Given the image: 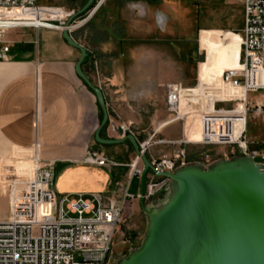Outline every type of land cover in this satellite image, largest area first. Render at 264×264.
<instances>
[{
	"label": "crops",
	"instance_id": "crops-1",
	"mask_svg": "<svg viewBox=\"0 0 264 264\" xmlns=\"http://www.w3.org/2000/svg\"><path fill=\"white\" fill-rule=\"evenodd\" d=\"M37 3L39 6L54 7L39 0ZM147 3L150 5L153 1ZM135 4L128 0H99L92 17L70 30L72 39L87 53L81 64L82 72L94 86L100 88L109 108L114 106L120 94H128L132 98L133 91L128 88L132 87L134 74L132 69L125 72L121 68L122 63L136 59L139 62L140 82L148 88V64L159 55L155 49L150 50L148 44L145 45L149 38V30L144 27L147 8ZM136 6L143 8L144 15H139ZM135 32L141 38L139 47L133 46ZM61 35L62 30L57 29L20 28L7 31L0 39V49L8 47L5 58L0 60V158H16L23 154L29 156L32 144L36 142L41 160L54 167V189L58 194L75 196L97 193L105 202L117 203L127 189L128 172L124 167H98L88 161V151L104 153L103 148L94 145L100 124L99 107L94 94L75 73L79 52L69 47ZM239 44L238 34L235 41L227 42L236 63L226 70L239 67ZM223 72L215 75L198 71L199 84L195 86L194 99L179 101L185 116L194 114L193 104H203L198 97L202 87H219ZM122 81L126 83L124 89L120 86ZM231 95L218 94L226 98L233 97ZM169 124L165 123L159 129ZM240 128L241 124L237 122L234 125L236 135ZM100 135L105 139L121 138L117 123L111 120ZM183 137L191 136L184 134ZM116 149L126 155L127 145H118ZM29 166L27 160H21L14 170L18 175L26 174ZM0 171V222H3L8 219L9 213L10 171L6 176L4 169ZM134 179L138 177L132 181ZM138 194L132 195L133 199L125 200L121 196L122 203L130 205L137 200Z\"/></svg>",
	"mask_w": 264,
	"mask_h": 264
},
{
	"label": "built area",
	"instance_id": "built-area-1",
	"mask_svg": "<svg viewBox=\"0 0 264 264\" xmlns=\"http://www.w3.org/2000/svg\"><path fill=\"white\" fill-rule=\"evenodd\" d=\"M136 9L139 15L144 13L140 6ZM94 12L93 8L75 18L69 31L86 23ZM74 14L60 8L39 6L37 0H0V39L9 30L44 28L32 24L36 18L52 25L45 29L63 30ZM162 17L163 14H158L155 20L160 21ZM165 24L166 19L163 30ZM156 25L160 28L158 23ZM238 35L239 67L224 71L219 87L205 85L198 93L204 106L199 112L200 135L196 144L236 146L247 155L243 138L248 114L252 111L257 116L264 115V0H243V25ZM7 52L8 47L0 49V60ZM183 89L178 82L166 85L165 105L169 113H178ZM218 92H230L233 97H219ZM250 93L261 94V99L250 101ZM193 106L198 107L197 104ZM237 122L241 124L238 135L234 132ZM118 133L122 137L131 135L124 126ZM167 143H178L182 147L181 144H186L185 141ZM138 144L144 154L149 143ZM38 149L39 144L33 143L32 152L26 157L30 163L26 174L18 175L13 168L8 178L9 213L8 219L0 222V264H106L123 205L111 202L106 206L97 193L58 194L54 189V167L41 160ZM250 157H256V153ZM138 160L136 157L131 165L129 181L140 176L141 171L136 169ZM88 161L98 167L117 166L95 152H88ZM150 164L153 171L147 175L145 196L169 182L161 174L174 172L185 164V149H180L171 160H152ZM126 198L134 197L126 190L123 200Z\"/></svg>",
	"mask_w": 264,
	"mask_h": 264
},
{
	"label": "rangeland",
	"instance_id": "rangeland-1",
	"mask_svg": "<svg viewBox=\"0 0 264 264\" xmlns=\"http://www.w3.org/2000/svg\"><path fill=\"white\" fill-rule=\"evenodd\" d=\"M98 1L95 0L89 10L93 9ZM128 1L139 3L143 8H147L144 27L149 30V38L148 41H145V45L148 44L149 49H155L159 55L158 58L154 56L157 59L151 60L148 64V88L140 82L141 74L137 67L139 62L136 59L127 64L122 63L121 68L125 72L132 69L134 74L133 81L131 80L132 87L128 88L129 91H133L131 93L132 98L128 94H120V97H116L114 106L109 108L106 105L108 119L101 129V134L110 124V120L117 123V131L121 126L128 128L138 143H149L144 155L150 162L160 159L171 160L182 148L185 149V164L198 162L206 167L220 159L227 160L236 156L250 157L252 153H256V157H264V115L257 116L252 111L248 114L246 132L243 138L247 145V155H243L236 146L196 144L200 135L199 112L203 110L204 104H199L198 107L192 105L194 114L184 117H179L178 113H169L165 105V87L167 84L181 83L184 89L181 92L180 101H192L195 86L199 82L198 71L202 74L219 75L224 70L232 68L231 66L236 63L231 55L232 50L227 48V42L235 41L237 34L241 33L243 0ZM150 1L153 3L149 5L147 2ZM39 2L69 12L68 10L79 11L84 6L83 2L85 1L39 0ZM158 14H163L166 17L164 31H160L156 25L155 19ZM136 33H134L133 46L139 47L142 44L141 38H138ZM200 57H204L205 61L200 63ZM152 81L155 84H152ZM125 84V81H122L120 86L124 89ZM258 99H261V94H249L250 101L253 102ZM180 110L182 111L181 108ZM99 118L101 121L100 108ZM169 121L173 122L159 129L161 125ZM184 134L192 138H184ZM100 137L105 139L101 135ZM169 141H185L186 144H181L182 147L178 143H166ZM94 143L100 149L103 148L104 153H98L96 150L88 152H95L108 161L114 162L117 164L116 167L126 168L128 172L125 183L126 190L130 195L135 196L139 192V177L129 181L131 165L136 159L132 146L125 142L127 150L126 155H123L116 149L118 145H101L95 140ZM24 155L9 159L0 158V170L4 169V176L9 171L8 175H12V170L19 161H26L27 156ZM136 169L142 171L140 159ZM167 185L168 182L160 189L146 195L145 205L149 208L161 205L167 195ZM125 191L121 194L122 197ZM121 196L115 203L118 206L123 205L121 221L114 232L111 251L106 264H114L120 258L127 256L131 250L137 249L141 245L146 229V218L139 208L138 198L126 206L122 203ZM102 201L106 206L111 203V201L105 202L103 197Z\"/></svg>",
	"mask_w": 264,
	"mask_h": 264
},
{
	"label": "water",
	"instance_id": "water-1",
	"mask_svg": "<svg viewBox=\"0 0 264 264\" xmlns=\"http://www.w3.org/2000/svg\"><path fill=\"white\" fill-rule=\"evenodd\" d=\"M94 3L87 0L66 21L61 37L79 52L75 73L94 94L102 113L96 143L128 142L142 163L138 202L146 218L145 233L141 245L114 264H264V157L236 156L207 167L190 162L165 172L161 176L169 180L166 198L158 207L149 208L145 192L147 175L153 168L136 139L132 135L114 140L100 137L108 119L106 103L100 88L82 72L87 53L72 39L68 28ZM165 19L156 21L161 30Z\"/></svg>",
	"mask_w": 264,
	"mask_h": 264
},
{
	"label": "bare ground",
	"instance_id": "bare-ground-1",
	"mask_svg": "<svg viewBox=\"0 0 264 264\" xmlns=\"http://www.w3.org/2000/svg\"><path fill=\"white\" fill-rule=\"evenodd\" d=\"M32 24H34L36 26H39V27H44V28L50 27V28H52L51 27L52 25H49V24L44 23V22H41V21L38 20V18H36L34 21H32ZM229 94H231V93L229 92ZM229 98H231V97H229ZM200 102L203 103V101H200ZM178 115H179V117H184L185 116L184 112L181 111L180 108H178Z\"/></svg>",
	"mask_w": 264,
	"mask_h": 264
},
{
	"label": "trees",
	"instance_id": "trees-1",
	"mask_svg": "<svg viewBox=\"0 0 264 264\" xmlns=\"http://www.w3.org/2000/svg\"><path fill=\"white\" fill-rule=\"evenodd\" d=\"M86 1H87V0H85V3H86ZM85 3H84V4H85Z\"/></svg>",
	"mask_w": 264,
	"mask_h": 264
}]
</instances>
